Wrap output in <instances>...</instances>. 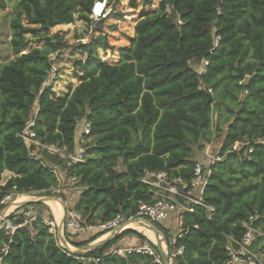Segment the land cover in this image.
Returning <instances> with one entry per match:
<instances>
[{"label":"trees","instance_id":"16d2710c","mask_svg":"<svg viewBox=\"0 0 264 264\" xmlns=\"http://www.w3.org/2000/svg\"><path fill=\"white\" fill-rule=\"evenodd\" d=\"M7 1L0 0V10ZM95 1L18 0L10 20L15 56L0 63V183L6 171L14 174L0 186V203L9 194L54 196L50 190L61 187L55 195L63 196L67 211L80 212L85 225L95 227L120 214L130 217L142 204L156 201L154 189L141 181L146 172L189 183L197 165L195 149L212 144L218 132L223 159L211 165L203 197L215 213L210 217L205 206L193 205L181 214L182 225L177 216L182 236L166 231L165 241L173 264H228L230 238L242 240L245 221L253 217L254 227L264 232V0H160L157 11L138 19L135 37L116 64L111 63L117 55L107 52L115 47L98 23L95 31L101 36L76 46L87 56L71 66L78 85L55 98L45 83L70 46L50 31L77 21L90 27ZM137 1L131 0L132 8ZM140 1L147 7L154 3ZM29 34L45 41V47L23 51ZM215 111L226 112L222 124L219 117L214 120ZM32 119L43 144L69 153L80 148L81 122H91L86 162L68 167L43 150L39 158L31 156L33 146L20 134ZM236 143L247 145L235 151ZM71 177L82 188L76 195L69 194ZM106 234L73 243L85 247ZM129 235L156 248L127 229L85 255L101 259L98 263L84 262L61 249L39 218L31 229L12 236L0 228V252L8 244L4 264H158L147 255H107ZM180 247L183 253L177 254Z\"/></svg>","mask_w":264,"mask_h":264},{"label":"built area","instance_id":"2783aa9c","mask_svg":"<svg viewBox=\"0 0 264 264\" xmlns=\"http://www.w3.org/2000/svg\"><path fill=\"white\" fill-rule=\"evenodd\" d=\"M115 13V9L111 6L109 0H96L93 3L91 9L90 18L93 22L102 21ZM181 23V22H180ZM84 41L83 43H85ZM218 45V39L216 40V45ZM51 57H56V54L51 55ZM55 63V62H54ZM208 65V62H205ZM58 68L56 64H53V72L51 80L45 83V86H50V82L56 80L58 74ZM242 84V82H241ZM35 119H32L26 129L20 137L23 138L25 142L33 146L30 154L35 158H39V151H47L49 154L58 156L64 160L68 167H72L76 164L85 163L87 160V148L86 144L90 142L91 135V122L83 120L79 126L78 140L80 143V148L76 153H69L66 148L58 147L53 144H43L34 131ZM260 143L264 144V140H260ZM247 143H236L233 145V150H240ZM211 153V146L208 145L205 148V154L210 158L208 166H204L197 162L195 167L194 176L189 183L183 182L182 180L171 181L166 173H151L146 172L142 177L141 181L145 184L150 185L154 191L153 195L156 201L153 204H142L136 215L126 217L123 215H117L112 220L99 224L98 226L92 227L84 224V219L82 214L76 210L67 211L64 230L62 232L63 238L67 241L70 247V242H73L75 236H84L89 231L98 230L99 232H107L108 235L115 231L123 233L128 227H122L127 222H137L140 220L148 221L152 224L161 223L168 220L172 214L179 216V225H182L181 214L186 211H190L193 205H202L208 209L209 216L215 213L213 207L207 206L203 202V197L206 188L209 184L212 170L211 165L216 162L222 161L223 157L219 154L213 156ZM56 172V171H55ZM60 181V180H59ZM71 186L68 190L72 194H78L82 190L81 187L76 185L77 178H70ZM180 185V188H179ZM61 187L52 188L50 191L52 194H57L61 192ZM11 194L6 196L0 203V208H3L11 199ZM19 195H17L18 197ZM5 211V210H4ZM3 211V212H4ZM1 212V209H0ZM2 214V213H1ZM39 218L44 219V223L48 226L49 232L54 235L57 240L58 246L64 250V245L58 238L60 224L56 219L45 218V216L38 213L34 205H28L19 209L18 211L11 213L1 223V229L6 233L7 236H12L18 229L28 228L31 229L34 222ZM20 220H23L20 223ZM138 223V222H137ZM129 226V225H128ZM243 227L247 230L246 234L240 241H236L233 238L231 243L227 246L228 255L230 261L228 264H263L259 259L257 252L255 251V246L264 240V232L260 228L254 227V218L250 217L249 220L243 223ZM66 235L68 237H66ZM179 237L182 236V232L178 234ZM175 243V240H173ZM148 242L141 246L128 247V248H118L112 249L107 252V255H117L120 257H127L128 255H147L153 258L154 263L164 264L161 254L156 253ZM184 248L180 247L177 254H182ZM66 251V250H65ZM9 246L5 244L0 252V264H4L3 258L8 254ZM79 258L84 262H94L98 263L101 259L99 258H86L85 255H79Z\"/></svg>","mask_w":264,"mask_h":264},{"label":"rangeland","instance_id":"374dc122","mask_svg":"<svg viewBox=\"0 0 264 264\" xmlns=\"http://www.w3.org/2000/svg\"><path fill=\"white\" fill-rule=\"evenodd\" d=\"M111 6L115 9V13H112L111 16H109L107 19H104L99 22L95 21L91 24V26L89 27L87 25V23H85L84 21H77L75 24H71L70 28H67L65 30H59L58 29H51L50 31V36H64L65 40L68 42L70 48L68 49H64V55L61 57L60 61H56L54 64H56L57 68H58V74L56 76V80H54L53 82H50V85L52 86V92H53V97L57 98L59 96H65L68 92L70 93L71 91H73V89L77 86H73L74 84H78L77 80H72V70H71V66L73 65V63L75 61L78 60H85L87 58L86 55L81 54L79 51L76 50V46H78L79 44H86L92 37L94 38H98L99 36H101V34L99 32H96V27L98 26V23L101 24L100 26H102V29L104 30V33H102L103 35L106 34V36L108 37V42L111 46H118V43H115L116 38H122V30L124 32H128L130 33V28L132 27L133 23L135 22V24L138 22V19L141 17L142 14L146 13V12H152V11H157L159 8V2L160 0H154V3L152 6H145V3L143 1L138 0V7L137 8H132V4H131V0H109ZM17 4H18V0H8L7 1V8L4 10H0V63H5L10 61L15 55L12 51L11 48V29H10V20L12 19V17L15 15V13L17 12ZM120 14V15H118ZM118 20L120 23H116ZM25 25H28L27 22H24ZM99 27V26H98ZM39 28V27H36ZM96 32V33H95ZM108 34V35H107ZM27 37L30 39L29 45L23 49V51H27L30 50L32 48L35 47H39V48H43L45 47V41H42V39L40 38H34L32 37V35H27ZM84 41H86L85 43H83ZM101 49L98 50L99 52V56L101 57V53H100ZM104 52V51H103ZM108 53H112V56L114 55V52H109ZM116 56V55H115ZM114 61V59H112ZM199 69V68H198ZM226 116V112H214V120H216L218 117V122L220 124L223 123L224 117ZM223 144V139L221 138V136H219L218 132H216L215 138L212 142V144H210L211 146V153L213 156H216L219 154V151L221 150V146ZM208 146V145H206ZM196 148L195 149V159L197 160V162L204 164V166H208L209 164V160L210 158L208 157L207 154H205V148ZM121 166H120V170H121ZM4 178V177H3ZM70 184V183H68ZM67 186V183L65 184V187ZM71 186V184L69 185ZM70 192V191H69ZM70 194V193H69ZM72 194V193H71ZM54 196H58L55 195ZM11 199L9 200V202L3 207L0 208L1 213L14 206L15 204H17V195L16 194H11L10 195ZM27 197V196H26ZM29 199H25L23 202L25 201H33V200H40L43 197L41 196H37V195H29L28 196ZM59 197V196H58ZM61 197V196H60ZM63 199V196L61 197ZM21 202V201H20ZM58 203V202H56ZM48 204L51 206V208L54 210L56 208V206L54 204H52L51 202H48ZM61 204H57V206L62 209V207L60 206ZM36 208H38V205H34ZM55 210V211H56ZM38 213L39 212V208L37 209ZM50 212V211H49ZM56 213V212H55ZM57 216H59L58 210H57ZM177 216V213L175 214ZM173 222V221H172ZM161 226L152 224L159 232H160V236H158L156 234L157 237H160V239L164 240L163 242V252L166 253V249H167V244L165 241V232L167 231L171 236L176 237L179 233V230H176L175 228H173V225H169L168 220L164 222L159 223ZM172 224V223H171ZM167 229H164V228ZM1 228V225H0ZM130 228V227H129ZM132 229V228H131ZM139 232V231H138ZM155 233V232H154ZM95 236L97 237L98 235H93L91 238H95ZM131 236V235H129ZM146 236V235H145ZM66 237H68L66 235ZM77 236H75L73 238V242L78 243V242H84L87 241L85 240V237H83L84 239L81 241L80 239L76 238ZM148 238V236H146ZM150 239L148 238V240H151V242L156 246V248H153L154 251H156V253H159V247L157 245V241L155 239V237L151 234H149ZM90 238V237H88ZM90 238V239H91ZM73 242H70V245L72 246V248H78L75 246V244ZM152 246V245H151ZM83 249V247H81ZM78 248V249H81ZM256 252L258 254L259 259L262 261V263L264 264V248L261 247L260 245L258 247H255ZM75 250V249H74Z\"/></svg>","mask_w":264,"mask_h":264},{"label":"crops","instance_id":"0c3cea01","mask_svg":"<svg viewBox=\"0 0 264 264\" xmlns=\"http://www.w3.org/2000/svg\"><path fill=\"white\" fill-rule=\"evenodd\" d=\"M120 15V14H118ZM117 22L116 23H120L118 20H116ZM137 24V23H136ZM135 22L133 23L132 27L130 28V33L128 32H124L123 30L121 31L122 32V38H116V41L115 43H118L117 45L118 46H114L115 49L113 51H109V52H114L113 54L117 55V60H114L113 63L111 64H116L119 59H120V56H121V50L125 47H128L130 46L131 44V40L135 37V26H136ZM108 35V34H107ZM103 51V50H102ZM72 80H76V79H73ZM76 85H78L77 83L74 84L73 86L75 87ZM14 176L13 173L9 172V171H6L3 176H2V181L0 183V186H4L12 177ZM4 177V178H3ZM70 195H75V194H71V192H69ZM27 196V197H26ZM29 195H19L18 196V199H17V204L19 203H22L25 199H29L28 197ZM21 201V202H20ZM38 208H39V212L41 215L45 216V218H50L51 215H53L54 219H56L57 221H60L64 215V211L62 213V209L61 211L59 212V216H57V214L54 212V210L51 208V206L48 204V203H43L41 205H38ZM36 208V209H38ZM50 211V212H49ZM167 221V220H166ZM173 221V222H172ZM165 223V221H163ZM168 222H169V225H173L176 230H178L177 228V216L174 214H172V216L168 219ZM172 223V224H171ZM137 231V230H136ZM99 233L98 230H92V231H89L87 234H85L84 236H77L76 238L77 239H80L81 241L84 239L83 237H85V240L89 241L91 240L92 236L93 235H97ZM141 234H143L142 232H139ZM144 235V234H143ZM108 234L106 235H103L102 237L96 239L95 241H93L92 243L90 244H94V243H97V242H100L102 240H105L106 238H108ZM145 236V235H144ZM152 236V235H151ZM90 237V238H88ZM148 238L150 239V237L148 236ZM147 238V239H148ZM151 241V240H149ZM147 242V241H146ZM145 241H142L141 239H139L138 237H136L135 235H131V236H126L124 237L123 239H121L117 244H115L110 250L112 249H118V248H128V247H135V246H141L143 244L146 243ZM80 243V242H78ZM262 243L264 242H261L258 244V247L260 245V248L262 247ZM257 246V245H256ZM255 246V247H256ZM255 249V248H254ZM256 251V249H255ZM166 252H167V249H166ZM170 262L171 264H173L172 262V259H170Z\"/></svg>","mask_w":264,"mask_h":264},{"label":"water","instance_id":"95a60500","mask_svg":"<svg viewBox=\"0 0 264 264\" xmlns=\"http://www.w3.org/2000/svg\"><path fill=\"white\" fill-rule=\"evenodd\" d=\"M50 201H58L60 202V204L63 206V211H64V215L62 217V219L59 221L60 224V228H59V234H58V238L61 240L62 244L64 245V250H66L67 252H69L72 255H86L88 252H91L103 245H105L106 243H108L109 241L113 240L114 238L118 237L119 235L122 234L119 233L118 231L113 232L112 234H110L108 236V238H106L105 240H102L100 242L94 243V244H89L85 247H83V249H78V248H72L69 246V244L67 243V241L63 238L62 232L64 230V226H65V220H66V215H67V204L66 202L58 196H44L42 199L40 200H33V201H25L19 204H15L14 206L6 209L4 212H2V214L0 215V225L2 223V221L4 220L5 217H7L8 215H10L11 213H14L16 211H18L19 209L26 207L28 205H33L34 203H48ZM138 224H142L147 226L148 228H150L153 232H155V234H157L158 236H160V232L152 225V223L148 222V221H137ZM136 222V223H137ZM135 223V222H127L125 223L122 227H128V225ZM127 229H131V228H127ZM126 229V230H127ZM134 230V229H132ZM164 242V240H162ZM159 247V252L163 258L164 264H171L170 259L168 258V247H167V252L164 253L163 249L158 245ZM75 249V250H74Z\"/></svg>","mask_w":264,"mask_h":264},{"label":"bare ground","instance_id":"6f19581e","mask_svg":"<svg viewBox=\"0 0 264 264\" xmlns=\"http://www.w3.org/2000/svg\"><path fill=\"white\" fill-rule=\"evenodd\" d=\"M50 202L56 206V208L58 210V213H59L61 211V209L57 206V204L58 203L60 204V202H58V201H50ZM56 202H58V203H56ZM60 206L62 207V205H60ZM55 210L56 209H54V212L57 213V210L56 211ZM62 213H63V208H62ZM129 227L134 229V230H137L139 232H142L146 236H149V234L153 235L155 237L156 241H157V245H159L160 247L164 248L162 239H160V237H157L156 234L150 228H148L147 226H145V225L142 226V224L139 225L138 223H132V224H130L128 226V228Z\"/></svg>","mask_w":264,"mask_h":264}]
</instances>
